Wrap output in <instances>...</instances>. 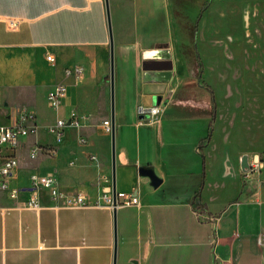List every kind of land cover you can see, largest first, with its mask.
Masks as SVG:
<instances>
[{"label": "crops", "instance_id": "crops-1", "mask_svg": "<svg viewBox=\"0 0 264 264\" xmlns=\"http://www.w3.org/2000/svg\"><path fill=\"white\" fill-rule=\"evenodd\" d=\"M109 1L116 190L136 195L138 203L55 206L47 191L30 190L32 174L50 173L62 190L102 201L112 181V135L104 129L111 121L105 0H0L1 99L33 112L37 123V133L14 150L19 198L0 193V264H114V209L116 264H264V166L250 179L242 175L244 155H264V147H255L264 132L235 131L236 102L221 116L216 102L214 117L206 69L201 79L189 74L171 0ZM76 65L82 76H67L65 69ZM59 83L67 85L61 111L47 99ZM154 106L156 116L140 114ZM74 110L81 126H67L57 144L48 128ZM36 142L43 150L32 158ZM142 167L160 183L153 185ZM30 198L40 207H27Z\"/></svg>", "mask_w": 264, "mask_h": 264}, {"label": "rangeland", "instance_id": "rangeland-1", "mask_svg": "<svg viewBox=\"0 0 264 264\" xmlns=\"http://www.w3.org/2000/svg\"><path fill=\"white\" fill-rule=\"evenodd\" d=\"M186 6L191 17L200 14L203 80L214 90L219 115L236 102L235 131L264 132V0H192ZM263 142L256 141V151Z\"/></svg>", "mask_w": 264, "mask_h": 264}, {"label": "built area", "instance_id": "built-area-1", "mask_svg": "<svg viewBox=\"0 0 264 264\" xmlns=\"http://www.w3.org/2000/svg\"><path fill=\"white\" fill-rule=\"evenodd\" d=\"M14 23V20H11ZM47 59L51 62H55V58L52 55H48ZM65 74L67 76H75L80 78L83 74V67L76 65L73 68H66ZM67 95V85L64 83L57 84L54 89L49 91L47 99L49 105L54 110H58L61 101ZM146 112L151 116H156L160 109L158 106L151 107L149 109L141 107L140 114L144 115ZM81 116L76 110L73 111L70 118L59 117L48 128V132L54 136L57 144L61 143L67 126H81ZM87 118V116H84ZM36 115L25 109H17L9 107L2 102L0 95V193L8 192L9 196L13 200L19 198L22 189L12 186V179L15 175L16 169L19 166V159L14 151L17 147L24 145L23 139L36 134ZM104 129L107 133H112V124L110 120L104 121ZM80 143H87V138L83 134L79 136ZM5 150H9L6 152ZM43 148L36 142L33 144L30 156L35 158ZM48 153L52 156L57 154V148H47ZM92 159L96 160V156L92 155ZM264 166V155L254 154L251 157L244 155L243 157V177L244 179H250L254 171ZM43 189L48 192L50 198L53 200L55 206H67L74 208H85L89 206H104L108 208H115L119 204L134 205L138 203V197L134 194L117 192L116 204L114 203L113 186L111 179L107 178V184L104 187L102 194V201L91 200L86 194L81 191H64L60 188L57 178L48 174H32L31 175V188L30 190ZM26 206L29 208H39L40 204L37 199L30 198L26 202Z\"/></svg>", "mask_w": 264, "mask_h": 264}, {"label": "trees", "instance_id": "trees-1", "mask_svg": "<svg viewBox=\"0 0 264 264\" xmlns=\"http://www.w3.org/2000/svg\"><path fill=\"white\" fill-rule=\"evenodd\" d=\"M192 0H171L174 18L178 26V41L180 45V50L185 58L188 72L191 76L198 79L202 78L203 74V62L197 47V30H198V20L200 14H197L195 18L191 17V13L188 12L187 2ZM204 9V4L201 5V9ZM204 86L209 90L213 97L214 112L216 113V100L214 96V90L208 84L204 83ZM212 126V124H211Z\"/></svg>", "mask_w": 264, "mask_h": 264}, {"label": "water", "instance_id": "water-1", "mask_svg": "<svg viewBox=\"0 0 264 264\" xmlns=\"http://www.w3.org/2000/svg\"><path fill=\"white\" fill-rule=\"evenodd\" d=\"M106 9L108 15V25H109V34H110V84H111V124H112V186H113V196L114 203L116 204L117 200V190H116V118H115V44H114V35L112 27V19L110 12V1L105 0ZM141 174L148 176L151 179L153 185H158L160 183V178L154 173L152 169L141 168ZM114 264H116L117 259V247H118V237H117V223H116V210L114 209Z\"/></svg>", "mask_w": 264, "mask_h": 264}]
</instances>
